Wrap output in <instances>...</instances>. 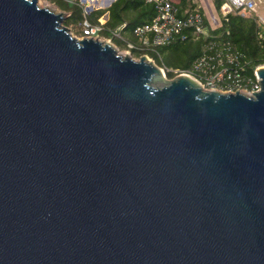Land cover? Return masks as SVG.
<instances>
[{
  "label": "water",
  "instance_id": "1",
  "mask_svg": "<svg viewBox=\"0 0 264 264\" xmlns=\"http://www.w3.org/2000/svg\"><path fill=\"white\" fill-rule=\"evenodd\" d=\"M37 3L0 0V264H264V67L204 90Z\"/></svg>",
  "mask_w": 264,
  "mask_h": 264
},
{
  "label": "trees",
  "instance_id": "2",
  "mask_svg": "<svg viewBox=\"0 0 264 264\" xmlns=\"http://www.w3.org/2000/svg\"><path fill=\"white\" fill-rule=\"evenodd\" d=\"M47 1L65 13L62 25L79 36H82L80 26L85 19L96 24L107 14L99 35L111 39L118 49H125L127 42L139 45L134 29L150 22L156 14L154 6L144 0H115L109 7L92 10L88 14H84L78 0L73 3L62 0ZM223 2L224 0H213L216 11ZM175 6L180 15L184 10H193L197 5L193 0H175ZM199 12L202 15V9H199ZM219 21V25L212 29L203 16V25L207 30L205 35H194L192 29H185L181 33L183 38L178 36L169 44L156 48L155 52L132 49L131 57L140 58L147 55L157 66L165 68L167 79H172L175 76L174 70H190L203 54H211L215 50L214 46L227 42L240 53L239 64L244 76L252 78L253 70L264 64V25L255 15L241 17L234 13L225 18L221 17ZM114 30L119 31L122 39L112 37L111 32Z\"/></svg>",
  "mask_w": 264,
  "mask_h": 264
},
{
  "label": "built area",
  "instance_id": "3",
  "mask_svg": "<svg viewBox=\"0 0 264 264\" xmlns=\"http://www.w3.org/2000/svg\"><path fill=\"white\" fill-rule=\"evenodd\" d=\"M67 3H73L75 0H62ZM115 0H78L84 14H88L87 8L92 10L109 7ZM146 3L152 4L156 14L148 23L140 25L134 29V35L138 39L139 45L131 42L126 43L125 51L130 54L132 49L147 50L155 52V49L169 44L178 36L183 38L182 31L192 29L194 35H205L206 27L203 25V16L208 22L210 28L215 29L219 25L221 17L225 18L228 14L234 13L241 17L254 16L256 12L255 0H224L219 10L216 11L213 4L208 0H202L204 10L196 6L193 10H184L179 15V10L175 6V0H144ZM213 2V0H211ZM202 9V15L199 12ZM91 10V11H92ZM90 11V12H91ZM260 23L264 25V19L257 16ZM104 19H99L98 23L93 24L85 19L80 26L82 37L96 38L100 41L109 42L117 51L111 39L101 37L99 32L103 30ZM112 37L122 39L118 30L111 32ZM215 50L211 54H203L193 64L192 68L187 71L174 70V77L178 75H186L196 81L204 90H216L220 92L236 91L252 96L253 93L260 90L259 79L256 71L260 65L253 70V76L246 77L243 69L239 64L240 53L230 44L221 43L214 46ZM148 60L152 61L147 55ZM165 74V68L160 67Z\"/></svg>",
  "mask_w": 264,
  "mask_h": 264
},
{
  "label": "rangeland",
  "instance_id": "4",
  "mask_svg": "<svg viewBox=\"0 0 264 264\" xmlns=\"http://www.w3.org/2000/svg\"><path fill=\"white\" fill-rule=\"evenodd\" d=\"M193 1H194V3H196L197 6L201 7L203 10L205 9L202 0H193ZM208 1H209L210 4H212V1L211 0H208ZM255 3H256V7H255L256 12H255L254 15L260 16L261 18L264 19V0H255ZM37 4L41 8H47L48 10H50V11H52L54 13H62L64 16H66L63 11H61L59 8L56 7V5H54L53 3H51V2H49L47 0H38V3ZM102 17H101V19H102ZM104 20H106V19H104ZM70 34H71V36H73L76 39H80L81 38V36H79L78 34H76L73 30L70 31ZM102 41L103 42H107V41H104V40H102ZM117 52L121 56H126L127 55V56H130L131 57V55H129L125 51V49H118ZM131 58H133V57H131ZM133 59L134 60H138L139 58H133ZM165 78L167 79L166 75H165Z\"/></svg>",
  "mask_w": 264,
  "mask_h": 264
}]
</instances>
